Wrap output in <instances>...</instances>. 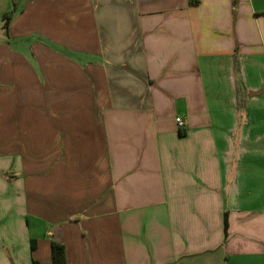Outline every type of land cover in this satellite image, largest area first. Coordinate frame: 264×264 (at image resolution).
<instances>
[{
    "label": "crops",
    "instance_id": "obj_1",
    "mask_svg": "<svg viewBox=\"0 0 264 264\" xmlns=\"http://www.w3.org/2000/svg\"><path fill=\"white\" fill-rule=\"evenodd\" d=\"M0 115V264H264V0H0Z\"/></svg>",
    "mask_w": 264,
    "mask_h": 264
},
{
    "label": "trees",
    "instance_id": "obj_2",
    "mask_svg": "<svg viewBox=\"0 0 264 264\" xmlns=\"http://www.w3.org/2000/svg\"><path fill=\"white\" fill-rule=\"evenodd\" d=\"M15 10H12L9 13H5L2 17V22H3V29L5 30V32L8 34L9 32V27L11 22L14 20L15 18ZM236 59V57H235ZM235 65L237 66L236 62ZM237 86H238V96H239V107L243 108L246 106V99H247V94L246 91L243 90L241 92L242 86L240 85V81L237 80ZM181 134H183L181 132ZM224 231H225V241L227 239L226 237V230H227V224L225 222V227H224ZM51 258H52V264H67L66 261V255H65V247L59 243L56 242H52L51 243ZM33 264H39L36 261H33Z\"/></svg>",
    "mask_w": 264,
    "mask_h": 264
},
{
    "label": "rangeland",
    "instance_id": "obj_3",
    "mask_svg": "<svg viewBox=\"0 0 264 264\" xmlns=\"http://www.w3.org/2000/svg\"><path fill=\"white\" fill-rule=\"evenodd\" d=\"M84 22H85L86 27H88V25H89V23H90L89 19L86 18V19L84 20ZM79 33L81 34V32H79ZM80 34H77V36L79 37ZM81 36H82V35H81ZM74 37L76 38V34H74ZM78 39H79V38H78ZM72 53L78 55V54L75 53V52H72ZM1 108H2V107H1ZM0 120L2 121V115H0Z\"/></svg>",
    "mask_w": 264,
    "mask_h": 264
},
{
    "label": "built area",
    "instance_id": "obj_4",
    "mask_svg": "<svg viewBox=\"0 0 264 264\" xmlns=\"http://www.w3.org/2000/svg\"><path fill=\"white\" fill-rule=\"evenodd\" d=\"M176 123L180 128L183 127V122L181 121V119H176Z\"/></svg>",
    "mask_w": 264,
    "mask_h": 264
}]
</instances>
